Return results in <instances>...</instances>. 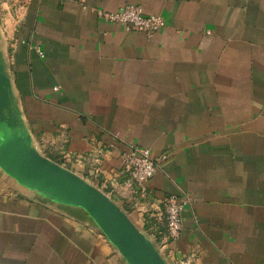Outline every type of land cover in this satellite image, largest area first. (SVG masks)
<instances>
[{"label": "crops", "instance_id": "obj_1", "mask_svg": "<svg viewBox=\"0 0 264 264\" xmlns=\"http://www.w3.org/2000/svg\"><path fill=\"white\" fill-rule=\"evenodd\" d=\"M128 4L166 25L148 35L98 17ZM17 9L0 17V50L38 151L96 181L147 236H163L167 197H187L168 264H264V0ZM126 143L168 154L144 190L126 185ZM0 264L128 263L83 208L0 168Z\"/></svg>", "mask_w": 264, "mask_h": 264}, {"label": "water", "instance_id": "obj_2", "mask_svg": "<svg viewBox=\"0 0 264 264\" xmlns=\"http://www.w3.org/2000/svg\"><path fill=\"white\" fill-rule=\"evenodd\" d=\"M0 168L24 187L83 208L128 264H168L152 240L109 195L34 146L1 50Z\"/></svg>", "mask_w": 264, "mask_h": 264}, {"label": "built area", "instance_id": "obj_3", "mask_svg": "<svg viewBox=\"0 0 264 264\" xmlns=\"http://www.w3.org/2000/svg\"><path fill=\"white\" fill-rule=\"evenodd\" d=\"M6 1L8 5L14 8L9 9L17 13L18 6H24L28 0H0ZM98 17L109 23L122 24L132 30L143 31L152 35L158 29L166 25L165 18L162 15H146L140 5H125L119 11H107L99 9ZM168 159L167 153L155 155L148 147L140 146L135 143H126V150L122 153V170L126 175V185L128 187H137L145 189V184L156 172L161 169L163 163ZM90 182V181H89ZM94 185L98 186L96 181ZM91 183V182H90ZM111 197V195H109ZM190 203L185 196L170 195L164 201L165 232L163 236L146 235L155 244V247L163 255L166 261L169 259L167 250L170 245L175 243L181 236L183 230L182 213L186 205ZM168 262V261H167ZM183 263V262H182ZM184 264V263H183Z\"/></svg>", "mask_w": 264, "mask_h": 264}, {"label": "rangeland", "instance_id": "obj_4", "mask_svg": "<svg viewBox=\"0 0 264 264\" xmlns=\"http://www.w3.org/2000/svg\"><path fill=\"white\" fill-rule=\"evenodd\" d=\"M4 7L7 8V5H5ZM8 11L12 12L9 8L5 12H8ZM5 12L1 11V7H0V17L4 16ZM2 38L5 39V31H3V29L0 27V39L3 40ZM2 42H4V41H2ZM8 62H10V58H8Z\"/></svg>", "mask_w": 264, "mask_h": 264}, {"label": "flooded vegetation", "instance_id": "obj_5", "mask_svg": "<svg viewBox=\"0 0 264 264\" xmlns=\"http://www.w3.org/2000/svg\"><path fill=\"white\" fill-rule=\"evenodd\" d=\"M7 100L10 102V100L7 98Z\"/></svg>", "mask_w": 264, "mask_h": 264}]
</instances>
